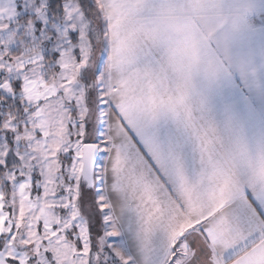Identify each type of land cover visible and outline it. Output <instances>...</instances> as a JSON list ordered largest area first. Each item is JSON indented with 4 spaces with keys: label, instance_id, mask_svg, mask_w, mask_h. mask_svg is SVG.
<instances>
[{
    "label": "snow or ice",
    "instance_id": "snow-or-ice-1",
    "mask_svg": "<svg viewBox=\"0 0 264 264\" xmlns=\"http://www.w3.org/2000/svg\"><path fill=\"white\" fill-rule=\"evenodd\" d=\"M0 264H264V0H0Z\"/></svg>",
    "mask_w": 264,
    "mask_h": 264
}]
</instances>
